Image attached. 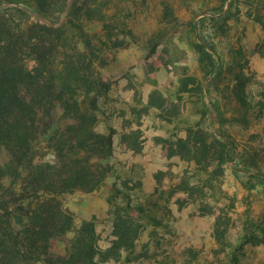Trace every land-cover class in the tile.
Wrapping results in <instances>:
<instances>
[{
  "label": "rangeland",
  "instance_id": "rangeland-1",
  "mask_svg": "<svg viewBox=\"0 0 264 264\" xmlns=\"http://www.w3.org/2000/svg\"><path fill=\"white\" fill-rule=\"evenodd\" d=\"M80 2L64 51L79 41L74 66L101 89L102 164L120 178L59 200L76 224L94 218L100 264H264V0ZM25 12L23 29L66 19ZM50 123H68L59 103Z\"/></svg>",
  "mask_w": 264,
  "mask_h": 264
},
{
  "label": "trees",
  "instance_id": "trees-1",
  "mask_svg": "<svg viewBox=\"0 0 264 264\" xmlns=\"http://www.w3.org/2000/svg\"><path fill=\"white\" fill-rule=\"evenodd\" d=\"M80 1L0 0V264H100L110 252L97 245L94 218L76 224L59 200L101 187L104 177L120 178L102 164L113 136L110 127L106 133L96 128L101 89H90L93 81L74 66L79 41L72 55L64 51ZM27 7L46 19L61 13L66 19L23 29L12 14ZM55 103L68 123L48 134ZM49 152L52 160L45 158ZM114 211L116 221L128 214L120 204ZM68 233L64 252L55 255L50 241ZM128 235L125 227L118 239Z\"/></svg>",
  "mask_w": 264,
  "mask_h": 264
}]
</instances>
